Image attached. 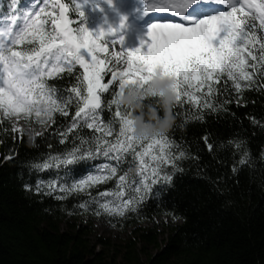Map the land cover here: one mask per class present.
Instances as JSON below:
<instances>
[{
	"label": "trees",
	"instance_id": "trees-1",
	"mask_svg": "<svg viewBox=\"0 0 264 264\" xmlns=\"http://www.w3.org/2000/svg\"><path fill=\"white\" fill-rule=\"evenodd\" d=\"M38 2L45 6L42 0ZM52 2L47 0L46 11L52 10ZM9 3L0 0L1 22L7 21ZM60 3L68 7L71 27L98 29L73 10L71 0ZM23 4L19 0L17 12L24 11ZM55 11L59 15L58 6ZM255 23L259 38L264 29L259 28V20ZM34 46L25 42L16 50ZM82 71L77 65L71 74L65 71L47 83L56 88L57 97L67 98L74 95L67 90ZM254 71L256 83L250 87L245 86L247 82H241L239 91L231 82L227 87L217 86L221 91L210 98L211 109L174 105L175 124L165 135L179 145L173 149L178 157L176 167L166 169L170 181L160 180L147 190L138 183V164L127 157L118 175L127 174L133 183L120 189L115 178L91 188L72 187L86 174H99L100 165L115 163L102 156L72 165L37 167L50 156L63 155L77 134L98 135L86 127L78 128L68 133L67 142L60 143L57 133L67 131L76 119L75 100L68 107L69 115L56 114L55 123L48 127L35 118L31 122L22 118L27 125L41 129L34 136L15 131L14 117L0 115V264H264V77L259 64ZM103 75L107 83L110 72L106 69ZM114 90L119 91L115 82L101 93L102 108L114 98ZM162 101L145 97L144 113L161 111ZM114 109L105 108L101 119L112 120ZM120 109L130 110L131 118L137 114L121 103ZM134 187H141V192H134ZM106 190L113 194L99 195ZM119 191L124 195H115ZM129 199L133 203L123 216L111 211ZM103 203L109 209L102 208ZM161 218L168 219L162 223L168 235L163 245L156 224ZM95 220L117 230H132L135 237L121 256L109 253V240L95 237ZM139 242L146 246L142 252L145 260L136 250ZM148 248L158 253L150 255Z\"/></svg>",
	"mask_w": 264,
	"mask_h": 264
},
{
	"label": "snow or ice",
	"instance_id": "snow-or-ice-1",
	"mask_svg": "<svg viewBox=\"0 0 264 264\" xmlns=\"http://www.w3.org/2000/svg\"><path fill=\"white\" fill-rule=\"evenodd\" d=\"M71 2L75 5L73 10L83 17L85 12L80 10L77 0ZM102 2L112 4V0ZM212 2L146 0V10L172 12L181 20L176 23L151 22L148 40H142L140 47L130 50L123 35L118 41L113 38L101 43L105 27L109 32L113 30L107 15L94 31L89 27L73 28L67 16L68 7L60 0H53L51 11H46L47 0H44L45 6L38 9L35 7L38 0H31L23 12L16 11L18 0H10L9 15L5 20L10 19L11 23L0 24V115L29 122L35 118L38 124L48 127L55 123L56 114L68 116V107L75 100L76 119L67 131L57 133L61 137L60 143L67 142L68 133L78 128L86 127L98 134L91 137L77 134L73 146L63 155L50 156L37 167L72 165L76 161L102 156L115 163L100 165L99 174H86L85 179L73 183L72 187L77 190L84 186L91 188L115 178L118 180L116 188L120 189L133 183L127 174L118 175L121 165L128 162L127 157L133 165L138 164L141 174L138 183L144 189L160 180L170 181L172 177L166 169L176 167L178 157L173 149L179 145L167 135H135L131 111H121L119 98L129 86H139L150 92L147 85L159 75L175 81L177 105L187 103L211 109L214 103L210 98L221 91L217 86L227 87L231 82L239 91L241 82H247L245 86L250 87L256 83L253 77L258 64L260 75L264 77V32L258 38L255 23L259 20V28L264 29V0H214L225 5L227 11L212 8ZM82 3L88 4L89 0H82ZM57 6L59 15L55 11ZM96 8L104 12L99 4L94 5L93 11ZM42 15L46 18L42 19ZM125 21L126 18L121 19L120 29L124 28ZM25 42L35 46L16 50L17 45ZM117 43L122 47L112 53L111 59L97 55L107 54L109 45ZM77 65L83 71L76 76L77 83L67 90L74 95L57 97L56 88L48 85L47 80L65 71L71 74ZM106 69L110 72L107 83L103 75ZM113 82L119 91H113L114 98L105 106L107 110L115 106L113 119L103 121L101 115L105 108H102L101 93L108 92ZM163 95L162 92L151 93L146 97L160 100ZM76 140H79L78 144ZM179 155L182 157L184 153ZM133 191L140 193L141 187H134ZM110 194L113 193L107 190L99 193L101 196ZM115 195L123 196L124 192ZM132 203L129 199L111 211L123 216ZM101 207L109 209L107 203Z\"/></svg>",
	"mask_w": 264,
	"mask_h": 264
},
{
	"label": "rangeland",
	"instance_id": "rangeland-1",
	"mask_svg": "<svg viewBox=\"0 0 264 264\" xmlns=\"http://www.w3.org/2000/svg\"><path fill=\"white\" fill-rule=\"evenodd\" d=\"M30 1L24 0L23 8H25L26 5L30 3ZM42 2L44 1L42 0ZM18 3H19V0H18ZM77 3L79 4L80 10L85 12L84 16L88 18V20L93 24L94 27L99 28L100 24L102 23L103 16L107 15L108 24L112 26L113 30L109 32L107 27H105V36L101 40V43H106L107 41H110L113 38L117 39V41L119 40L118 33L120 32V30H115V26H119L118 24H120V18L117 17V21H115L114 18L110 19V17H112L114 13V9L111 6H108V4L103 3L102 0H89L88 4L82 3V0H77ZM95 4H99L100 7L104 9V12H100L99 8H96L95 11H93V7ZM40 6H42V3L40 2H38L35 5L37 9ZM225 11H227L226 8H225ZM112 21H114V23H111ZM10 23H11L10 19L7 21H2V22L0 21V24H4L5 26ZM17 23H20V21H17ZM147 40H148V37L146 38L145 41ZM131 44H134V42L127 44V47L129 48ZM138 44H141V43H136L135 45H138ZM135 45H133L134 49L137 47ZM121 47L122 46L119 45V43H117L115 46L109 45V52L107 54L97 53V55L100 56L101 58H105L107 56L112 55L114 51H120ZM12 124H13L15 131L26 132L31 136H34L38 132H41V129H37L36 126L27 125L23 121L22 118L17 119L14 117ZM167 221H168L167 218H161L156 221V224L158 225V232L161 234L160 235L161 245L164 244L162 243V241L164 242V240L168 239L167 231L164 229V226L162 225L163 222H167ZM146 227L151 228L153 227V224H147ZM93 228L95 232V237H101L111 242V248L109 249L110 251L109 253L113 254L116 252L120 256L125 252L128 242L132 241V239L135 237L134 234L132 233V230H127V231L117 230L100 220H95L93 222ZM63 229L67 230V228L64 226H63ZM145 247H146L145 244L142 242H139L136 247V250L138 251V253L140 254L143 260L146 259V257L142 253ZM101 249H104V247L101 246ZM148 253H150V255H156L158 253V250L153 249V248H148Z\"/></svg>",
	"mask_w": 264,
	"mask_h": 264
},
{
	"label": "clouds",
	"instance_id": "clouds-1",
	"mask_svg": "<svg viewBox=\"0 0 264 264\" xmlns=\"http://www.w3.org/2000/svg\"><path fill=\"white\" fill-rule=\"evenodd\" d=\"M150 92H145L139 86H129L120 95V103L129 109H135L137 114L132 117L135 135L138 137H152L165 135L175 124L173 107L177 103L174 91L175 81L162 76H156L148 85ZM163 93V101L160 105L161 111L153 110L144 113L145 105L143 99L151 93Z\"/></svg>",
	"mask_w": 264,
	"mask_h": 264
},
{
	"label": "bare ground",
	"instance_id": "bare-ground-1",
	"mask_svg": "<svg viewBox=\"0 0 264 264\" xmlns=\"http://www.w3.org/2000/svg\"><path fill=\"white\" fill-rule=\"evenodd\" d=\"M219 7H226V6L223 5V4H220V6H218V8ZM117 17H118V14L116 12H114L113 15H112V17H110V19L111 18H114V20L117 21ZM111 23H114V21H112Z\"/></svg>",
	"mask_w": 264,
	"mask_h": 264
}]
</instances>
